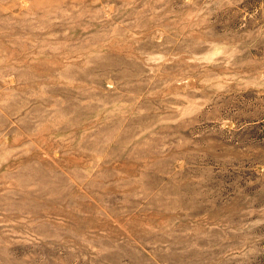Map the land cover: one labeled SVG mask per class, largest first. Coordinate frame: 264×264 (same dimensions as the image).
<instances>
[{
    "label": "rangeland",
    "instance_id": "obj_1",
    "mask_svg": "<svg viewBox=\"0 0 264 264\" xmlns=\"http://www.w3.org/2000/svg\"><path fill=\"white\" fill-rule=\"evenodd\" d=\"M0 264H264V0H0Z\"/></svg>",
    "mask_w": 264,
    "mask_h": 264
}]
</instances>
